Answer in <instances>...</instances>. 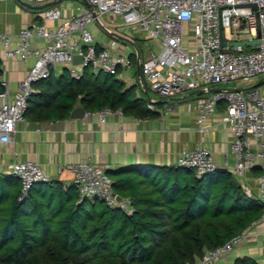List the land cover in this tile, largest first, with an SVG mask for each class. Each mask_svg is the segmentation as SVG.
Wrapping results in <instances>:
<instances>
[{
    "label": "built area",
    "instance_id": "obj_1",
    "mask_svg": "<svg viewBox=\"0 0 264 264\" xmlns=\"http://www.w3.org/2000/svg\"><path fill=\"white\" fill-rule=\"evenodd\" d=\"M28 4H43L46 0H22ZM97 17L119 18L125 26L135 27L155 42L159 49L141 61L140 73L146 87L160 99L202 91L207 97L195 101L197 124L204 123L225 105L221 123L232 134L230 151L235 157L233 175L241 179L247 172L259 169L258 199L262 203L264 223V0H87ZM255 5L252 8L250 5ZM60 17L58 10H45L38 23L25 27L18 34V44L11 45L7 35H0L3 58L33 63L17 90L11 94L8 83L0 81V145L14 141L16 124L23 121L28 97L33 85L46 79L55 65L69 68V75L78 78L83 67L117 77L121 68L131 65L117 49L115 41L107 48L96 50L89 26L95 23L91 11L68 18L55 29L49 21ZM44 41L43 48L32 46L33 39ZM256 41V42H255ZM222 43L224 45H222ZM80 56L82 63L72 65ZM79 67V70L78 68ZM258 79V81H256ZM256 81V82H255ZM240 82L249 88L226 87ZM264 84V83H263ZM221 89L210 92L209 89ZM239 89V90H236ZM154 101L147 104L153 109ZM100 123L106 117L122 115L120 110L102 108L91 113ZM252 142L255 148H252ZM176 166L193 169L196 176L216 169L211 152L203 146L181 151ZM71 174V182L80 197L97 198L110 208L130 212V201H116L117 194L105 170L91 163L63 166ZM1 172V171H0ZM20 183V198L33 184L49 179L34 162H13L6 169ZM239 234L224 244L206 250L194 264L215 261L231 252L242 241ZM264 246V230L262 232Z\"/></svg>",
    "mask_w": 264,
    "mask_h": 264
},
{
    "label": "trees",
    "instance_id": "obj_2",
    "mask_svg": "<svg viewBox=\"0 0 264 264\" xmlns=\"http://www.w3.org/2000/svg\"><path fill=\"white\" fill-rule=\"evenodd\" d=\"M129 59L135 65L133 54ZM33 88L24 116L39 121L67 119L77 105L87 113L110 108L137 119L158 116L136 86L90 68L78 78L50 71ZM153 170L107 172L114 192L130 201L129 213L80 197L72 183H36L19 199V180L0 173V264H194L262 216L260 200L229 171L198 177L178 166ZM233 264L259 263L242 255Z\"/></svg>",
    "mask_w": 264,
    "mask_h": 264
},
{
    "label": "crops",
    "instance_id": "obj_3",
    "mask_svg": "<svg viewBox=\"0 0 264 264\" xmlns=\"http://www.w3.org/2000/svg\"><path fill=\"white\" fill-rule=\"evenodd\" d=\"M32 5L49 6L37 10L26 8L16 0H0V35H7L12 46L18 44L20 30L38 23L45 10L59 11V19L47 23L50 29H55L68 18L88 9L82 0H46L43 4ZM103 17H100V21L106 31L96 22L93 23L94 26H89L95 46L101 50L107 48L111 41L116 42L117 49L131 64L129 68H121L116 78L127 87L136 86L137 94L143 95L147 104L154 101L151 110L158 112V116L137 119L113 114L106 117L105 123H100L96 116L87 112L82 119H72L69 115L67 119L53 121H39L32 115H25L23 121L16 124L13 143L0 145V173L7 174L6 169L13 162H34L40 166L49 181L67 186L72 183L69 171L62 170L67 164L87 162L113 174L128 168L152 167L156 170L175 167L181 151L203 146L211 152L216 169H224L233 175L235 157L230 151L233 137L221 123L225 105L220 103L216 112L198 125L194 103L207 97L202 91L167 99L159 98L157 101L150 99L145 80L141 73L137 74L136 62L133 65L129 59L133 54L137 61L136 49L140 47V41L145 40L144 37L137 38L138 32L123 26L119 18ZM44 45V41L40 39L32 40V46L36 48L41 49ZM156 46L159 49L157 44ZM138 51L140 61H143L140 49ZM151 53L153 52L147 57ZM32 63V59L26 62L4 59L0 42V81L8 83L11 94L17 90ZM64 70L69 74L68 66L64 65H55L50 71L58 76ZM254 144L252 142L253 149L256 147ZM155 170L152 171L153 175ZM259 172V169L254 168L241 179L234 177L248 196L257 199ZM263 230L264 223L260 218L241 233L242 241L225 257L218 259L216 264H233L234 258L242 255H248L259 264H264Z\"/></svg>",
    "mask_w": 264,
    "mask_h": 264
},
{
    "label": "water",
    "instance_id": "obj_4",
    "mask_svg": "<svg viewBox=\"0 0 264 264\" xmlns=\"http://www.w3.org/2000/svg\"><path fill=\"white\" fill-rule=\"evenodd\" d=\"M19 4H21L22 6L26 7V8H29V9H37V10H42L44 8H46L47 6L49 5H41V6H34L32 4H28V3H25L23 2L22 0H16ZM85 5L87 6V8L91 11V14L92 16L95 18V22L103 29L106 31V29L103 27L100 19L97 17L96 13L94 12V10L92 9V7L88 4L87 0H82ZM52 4V3H50ZM252 8H256L255 5H250ZM108 32V31H107ZM222 45H224L222 43ZM136 55H137V61H136V70H137V74L139 75L140 73V64H141V61H140V56H139V51L138 49H136ZM82 63V58L80 56H74L72 58V65L74 66H78ZM86 68V67H83V69ZM264 83V81L260 82L259 84L255 85L254 87H258L260 85H262ZM221 89H217V88H211L210 89V92H218L220 91ZM236 90H239V89H236ZM85 115V111L83 110L82 107L80 106H77L75 107L71 113H70V118L72 119H82ZM215 170H220V171H225L224 169H215ZM107 173V171H106ZM116 201L119 203V204H123L124 202V199L122 197H120L119 195L116 196ZM203 264H214L213 261L211 260H208L206 262H204Z\"/></svg>",
    "mask_w": 264,
    "mask_h": 264
},
{
    "label": "rangeland",
    "instance_id": "obj_5",
    "mask_svg": "<svg viewBox=\"0 0 264 264\" xmlns=\"http://www.w3.org/2000/svg\"><path fill=\"white\" fill-rule=\"evenodd\" d=\"M102 19L105 20V17H103ZM93 26H94V24H93ZM123 26H125V25L123 24ZM126 27H128L130 31L134 30L135 32H138V33L136 34L137 38L140 37V38L142 39V38L144 37L145 40L140 41V43H139V45H140L139 49H140V51H141V58H142V59H145V58L147 57V55H148L150 52H154V53H155V52L158 51L155 42H153L152 40H150V39L148 38V36H147L145 33L142 34V32L137 31V28H134V27H130V26H126ZM98 29H99L100 32L102 31L101 33L104 34V32H103L102 29H100V28H98ZM135 29H136V30H135ZM140 38H139V39H140ZM138 42H139V41H138ZM255 42H256V41H255ZM140 60H141V59H140ZM256 81H258V79H257ZM256 81H255V82H256ZM252 85H253V84L245 85V84L240 83V82H229L228 84H226V85H224V86H226L227 88H228V87H230V88H234V87H238V86H239V88H249V87H251ZM263 86H264V84L260 85L259 88L262 89ZM149 98H150V99H153V100H155V101L159 100L158 96H157L156 94H154L153 92H151V91L149 92ZM226 255H227V254L221 255V256L218 257V259H221V258L225 257ZM218 259H217V260H218ZM217 260L214 261V264H216V261H217Z\"/></svg>",
    "mask_w": 264,
    "mask_h": 264
}]
</instances>
